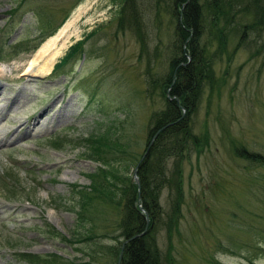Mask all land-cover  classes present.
I'll return each mask as SVG.
<instances>
[{
  "label": "rangeland",
  "instance_id": "1",
  "mask_svg": "<svg viewBox=\"0 0 264 264\" xmlns=\"http://www.w3.org/2000/svg\"><path fill=\"white\" fill-rule=\"evenodd\" d=\"M19 1L0 0V27ZM121 3L22 0L11 21L17 22L0 54V264H26L14 258L16 251L54 253L59 264H84L86 256L77 248L86 244L77 238L85 228L76 219L69 187L87 184L86 174L97 163L88 158L82 138L105 127L117 133L121 124L140 152L149 140L150 115L163 100L145 79L166 71L172 29L166 16L157 29L152 0H138L148 35L141 53L135 36L115 27ZM78 4L80 34L67 47L93 30L84 51L51 73L23 74L36 49ZM207 34L201 42L214 53L216 40ZM40 35L35 50L11 51L19 47L14 42L30 46ZM237 36L216 51L212 86L203 82L187 116L195 134H206L207 144L181 164L179 232L167 237L163 227L156 234L163 261L171 256L174 264H208L212 256L223 264H264V165L244 157L264 158V50L242 46L243 39L234 47ZM57 135L70 141L54 148L50 142ZM159 202L162 211L170 210L167 188ZM116 218L113 209H104L95 234H115ZM100 241L116 244L105 237Z\"/></svg>",
  "mask_w": 264,
  "mask_h": 264
},
{
  "label": "trees",
  "instance_id": "2",
  "mask_svg": "<svg viewBox=\"0 0 264 264\" xmlns=\"http://www.w3.org/2000/svg\"><path fill=\"white\" fill-rule=\"evenodd\" d=\"M20 2L22 0L7 13L5 23L0 27V54L2 45L8 39L11 21L20 9ZM152 8L157 29L159 19L163 16L167 17L166 26L172 29L166 71L162 75L156 73L153 77L148 73V81L145 79L147 87L151 86V92L157 89L163 107L150 115L152 124L148 136L150 138L155 135L138 164L145 147L142 152L138 150L139 145L134 148L130 135L122 133L121 124L115 128L118 129L117 133L114 128L111 130L105 127L82 138L88 150V158L97 163L96 168L86 174L89 180L87 184L71 183L69 187V194L75 203L73 210L77 207L74 210L76 219L85 228L78 240H73L86 244V249L77 248L86 256L84 264H116L121 243L135 234L137 236L123 244L118 264H174L171 256L165 258V261L161 259L156 234L163 227L167 237L172 231L179 232L177 215L182 203L181 164L191 153L198 155L207 144L206 134H195L187 116L195 108L203 82L212 86V60L216 51H220L218 49L226 47L229 36L235 38L238 34L234 47H237L238 40L243 39L242 46L247 43L249 47L264 50V0H152ZM141 16L138 0H122L115 27L121 32L126 30L133 34L142 53L147 50L148 35L140 20ZM205 30L216 40L217 50L214 53L209 54L204 48L206 43L201 42ZM93 33L90 30L72 43L54 64L52 71L59 68L67 58L83 52V44ZM39 38L38 42L26 47L18 45L13 51H31L41 42V35ZM69 138L57 135L50 143L56 148L62 142H69ZM238 145L233 147L234 152L243 144ZM249 155L252 158L247 155L244 157L264 165L262 156ZM169 161L171 170L168 167ZM136 164L138 188L131 176V168ZM164 188L171 195L172 203L168 211H162L159 202ZM108 208L116 212L113 227L117 232L107 235L102 232V236H98L94 232L96 221L103 217L104 209ZM142 210L146 212L147 224ZM101 237L114 239L116 244H105L100 241ZM13 256L26 264H59L61 259L54 253L25 251H16ZM249 262L254 264L252 260ZM207 263L223 264L212 256L207 257Z\"/></svg>",
  "mask_w": 264,
  "mask_h": 264
},
{
  "label": "bare ground",
  "instance_id": "3",
  "mask_svg": "<svg viewBox=\"0 0 264 264\" xmlns=\"http://www.w3.org/2000/svg\"><path fill=\"white\" fill-rule=\"evenodd\" d=\"M81 8L83 7L78 4L72 14L64 21L56 32L40 44L31 57L28 65L24 68L22 72L23 74L32 77L34 75H43L50 72L53 64L57 61V58L67 47L71 39H77L80 34V28L75 22L80 16ZM86 20L88 22L87 24H91L92 21L90 20L93 19L89 16Z\"/></svg>",
  "mask_w": 264,
  "mask_h": 264
},
{
  "label": "water",
  "instance_id": "4",
  "mask_svg": "<svg viewBox=\"0 0 264 264\" xmlns=\"http://www.w3.org/2000/svg\"><path fill=\"white\" fill-rule=\"evenodd\" d=\"M154 135H155V134H153V135L149 138V140L147 141L146 146H145V150H144L143 153L141 154V156H140V158H139L137 164H138V163L142 160V158L145 156V154H146V152H147L149 146L151 145V143H152V141H153ZM137 164H136V166H135V167L133 168V170H132V177H133V179H134V181H135V183H136V185H137V188H138V180H137V177H136V167H137ZM144 218H145V224H147L148 219H147V215H146V212H145V211H144ZM140 234H142V232H141ZM135 236H137V234H135V235L129 237L128 239L124 240V241L121 243V245H120V252H119V255H118V259H117L116 264H118V262H119V258H120V256H121V249H122L123 244H124L127 240H129V239H131V238H134Z\"/></svg>",
  "mask_w": 264,
  "mask_h": 264
}]
</instances>
